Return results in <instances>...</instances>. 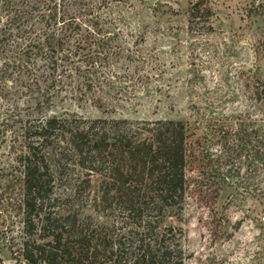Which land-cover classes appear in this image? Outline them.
I'll return each instance as SVG.
<instances>
[{
    "label": "rangeland",
    "instance_id": "374dc122",
    "mask_svg": "<svg viewBox=\"0 0 264 264\" xmlns=\"http://www.w3.org/2000/svg\"><path fill=\"white\" fill-rule=\"evenodd\" d=\"M192 1L72 3L69 12L75 15L82 13L79 6H91L89 47L100 45L103 51L88 72L91 88L72 69L71 84L36 115L181 121L186 130L185 196L181 209L165 219L172 230L164 240L179 244L183 264H264V165L254 157L251 137L254 126L264 130L253 95L261 88L255 84L264 83V55L256 51L243 18L244 0H204L212 9L207 33L187 25ZM86 29L81 26L79 33L84 36ZM18 96L2 89L0 118ZM8 127L0 126V264H25L17 241L8 246L20 228L19 215L11 209L17 151L10 147ZM86 192L66 205L77 213L81 228L135 244L138 233L131 234L113 204L94 206L84 198Z\"/></svg>",
    "mask_w": 264,
    "mask_h": 264
},
{
    "label": "trees",
    "instance_id": "16d2710c",
    "mask_svg": "<svg viewBox=\"0 0 264 264\" xmlns=\"http://www.w3.org/2000/svg\"><path fill=\"white\" fill-rule=\"evenodd\" d=\"M93 1L0 0V92L12 89L21 99L10 100L0 118L1 128L13 123L18 130H9L17 151L10 199L20 228L8 246L17 241L25 264H183L179 244L164 234L172 230L165 219L181 209L185 196L184 124L36 115L71 84L72 69L91 88L88 72L103 50L89 47L91 6H79L76 15L69 6ZM244 1L243 18L264 55V0ZM211 16L204 0L187 7L192 30L212 31ZM255 85L261 87L253 94L256 108L264 115V83ZM251 134L254 157L264 165V130L254 126ZM86 189L84 198L94 206L113 204L129 231L138 233L135 244L81 228L66 205Z\"/></svg>",
    "mask_w": 264,
    "mask_h": 264
}]
</instances>
